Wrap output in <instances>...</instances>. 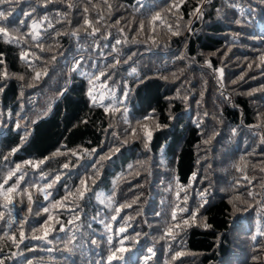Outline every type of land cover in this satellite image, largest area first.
<instances>
[{
	"label": "trees",
	"instance_id": "trees-1",
	"mask_svg": "<svg viewBox=\"0 0 264 264\" xmlns=\"http://www.w3.org/2000/svg\"><path fill=\"white\" fill-rule=\"evenodd\" d=\"M85 2L12 0L0 5V10L12 11L4 26L22 38L16 44L0 36V73L9 74L0 79V178L17 164L26 174L21 187L25 183L43 186L60 175L50 199H62L75 192L82 179L94 175L99 156L111 153L96 184L89 181L91 191L84 200L74 203L70 197L64 208L51 210L60 221L48 237L51 244L26 239L17 248L0 239V258L8 257L6 264L29 260L33 264H107L108 255L125 237L124 246L130 251L123 254L124 260L112 264H145L149 248L155 255L147 264H264V0H200L202 16L192 14L200 6L198 0H184L178 13L175 8L166 10L181 0H108L110 13L103 0H92L105 17L97 26L104 35L111 33L106 39L81 29L83 7L79 5ZM156 12L174 27L176 15L182 16L181 35L172 36L159 22L153 31L149 20ZM88 15L98 19L91 5ZM117 20L119 25L113 27ZM33 21L43 23L40 42L45 48L51 44L52 52L41 53L37 42L23 40ZM49 22L53 28H48ZM76 29L79 36L72 35ZM57 32L68 34L56 36ZM117 40L127 42L117 44ZM29 49L41 57L34 61L35 67L48 68V75L35 82L20 59V53ZM52 55L56 61L45 65ZM117 59L120 63L113 67ZM77 62L79 69L72 71ZM217 69H223L222 79ZM100 71L107 75L90 85L89 78ZM21 75L23 80L17 78ZM89 88L94 90L96 105L87 95ZM99 104L119 107L121 112L106 113ZM125 108L127 122L122 115ZM137 122L153 132L147 150L139 129V138L129 134L130 125L136 127ZM156 124L161 127L156 129ZM13 148H18L15 154ZM116 148L120 151L114 152ZM74 149L79 158L54 156ZM81 149L96 151L89 156ZM45 158L49 159L39 168L24 164ZM42 174H47V181ZM32 191L31 212L26 197L23 203L17 197L13 212L17 220L26 218L27 237L46 219L47 214L38 215L41 209L50 207L49 201ZM201 193H206L203 199ZM109 196L112 208L101 203ZM133 200L135 204L111 219L117 207ZM173 211H177L175 222H191L193 213L195 222L178 230L174 239H161L175 223ZM77 215L80 219L69 224ZM205 223L210 227H204ZM61 224L66 231H59ZM109 224L111 232L105 227ZM120 227L127 231L120 233ZM18 228L20 224L13 225ZM3 231L11 230L0 225V237ZM108 235L113 236L111 244ZM65 244L72 250H65ZM177 252L185 254L173 260Z\"/></svg>",
	"mask_w": 264,
	"mask_h": 264
},
{
	"label": "snow or ice",
	"instance_id": "snow-or-ice-1",
	"mask_svg": "<svg viewBox=\"0 0 264 264\" xmlns=\"http://www.w3.org/2000/svg\"><path fill=\"white\" fill-rule=\"evenodd\" d=\"M52 2H54V0H46V3H52ZM183 2H184V0H181L180 3H173L169 7V9H167L166 11L171 12L172 9L175 8L176 12L178 13L179 8L181 7V4ZM205 2L211 3V0H205ZM10 3H12V0H0V5L10 4ZM103 3L107 6L109 13H110L112 5L110 3H108V0H103ZM198 3H200V0H198ZM89 5H91V7L93 9L98 11V19L93 20L89 17V15H88L89 14ZM79 6L83 7V16H82L83 24L81 25V29L84 31V33L86 35L95 36L97 33H100L102 36H104L105 39L108 36H111L110 32H108L107 35H104V33L101 32V28L97 26L105 18L103 13L101 11H99V8H100L99 4L93 3L92 0H86L85 3H82ZM68 7L72 8L73 5L69 4ZM202 8H203V3H200V6L195 8L193 10L192 14L202 16L203 15ZM217 11L219 12V10H217ZM25 15L30 16L31 13H27ZM10 16H12L11 10H8V11L0 10V36L3 37V39L6 43L19 44V43H21L22 38L19 36L13 35L9 31V29L4 26L6 23L9 22ZM62 16H63V19L67 23L71 24V20H69L67 18V14H62ZM43 19L47 20L48 17L45 16ZM181 19H182V16L176 15V21H175V27H174L173 24L167 22V20L165 19V17L162 15L161 12H156L154 15L151 16V18L149 20V24L152 26V30L155 31V26H156L157 22H159L161 25H164L167 27L168 31L170 32V34L172 36H179V35H181V31L179 28V23H180ZM236 22L239 23V21H236ZM119 23H120V21L117 20L116 24L113 25V27L119 25ZM42 28H43L42 22L33 21V23L31 24L30 30L24 34L23 40L27 41L30 38L31 41L37 42L35 44V47L38 48L41 53H43L45 51L52 52L53 46L51 44L48 45L47 48H45L44 44L40 42L42 39V34H41L40 30ZM48 28H53V25L51 24V22L48 23ZM143 28H144V24H143V22H141L140 30L142 31ZM119 31L123 32L124 29L120 28ZM67 34L68 33L57 32L56 36L67 35ZM79 34H80V29L73 30V32H72V35H75V36H79ZM126 42L127 41H121V40L116 41L117 44L126 43ZM135 42L136 41H133V43H135ZM181 58H183V57H181ZM20 59L26 64L27 68L31 70V73H32L31 78L34 82L39 81L43 76L48 75L47 66H45L42 70H38L35 67L34 61L41 59V57L38 56L35 52H32L31 49H29L28 51H22L20 53ZM55 61H56V56L52 55L50 61H45L44 63H45V65H47L49 63H54ZM119 63H120V60L117 59L115 61V64L113 65V67H115L116 64H119ZM206 63L208 64L209 67H211L210 61H206ZM0 64H3V54L2 53H0ZM79 67H80V64L77 62L74 65V67L72 68V71H77L79 69ZM135 71L136 70L133 69V72H135ZM216 71L219 73L220 78L222 79L223 69H217ZM81 75H86V74L81 73ZM106 75L107 74L105 72L100 71L98 76L89 78L88 82L91 85V84H93L94 80H99L100 77L106 76ZM8 77H9V74L6 70H4L2 73H0V79H7ZM17 78L20 80H23L24 76L21 75ZM233 83H235V81ZM221 87H223L222 83H221ZM2 90L3 89L0 88V91H2ZM87 95L92 98V103L94 105L98 104L97 98L94 95L93 88H89ZM124 97H125V99L127 98V93H124ZM103 99H104V96L101 95L100 101H103ZM185 99H186V97H185ZM99 106L104 107V111L106 113H110L113 115L121 112V108H119V107H113L111 105L104 106L103 104H99ZM122 115L124 116V118L127 122V109L126 108L123 109ZM16 127L19 128L20 125L17 124ZM109 127H112V125L110 124ZM155 127H156V129H159L161 126L159 124H156ZM137 129H139L140 137L143 138L144 148L146 150L149 149V145H150V142L152 139L153 132L148 129V126L146 124H141L140 122H137L136 127H132L130 125V131H129L130 136H132L133 138H139V137H137ZM24 139H26V136L24 138H22L21 145L23 144ZM124 143H128V141L125 140ZM17 151H18V148H13L12 154H15V152H17ZM95 151H96L95 149H93L91 151H89L88 149H81L80 150V152L87 154L89 156L93 155L95 153ZM113 151L119 152L120 149L116 148ZM69 154H71L73 156H77L79 158V153L75 149L71 150L70 153L69 152H63L62 153L60 151H57L56 153H54V156L69 155ZM5 159H7V157H5ZM47 159H49V158H45V160H41V161H37V162H33V161L29 160V161H25L24 164L31 166L32 168H39L40 165L45 163ZM110 159H111V153L104 155V156H99L98 159L94 162L96 165V167L94 169V175L91 177H86L85 179H82L80 181V185L75 189V192L69 193L68 195H65L62 199H57V200H52L50 198L53 197L52 189L55 187V185L61 179L60 175H56L54 177V179H52L50 182H45L43 186H40L38 184H26L25 183L24 187H21L22 183L25 182V175L26 174L21 171L22 165L17 164L15 166V169L10 170L5 177L0 178V208L3 209L2 211H0V225H3V227L11 230V231H3L2 237H0V239H7V240L11 241V243L14 244L17 248L20 246V244H23L26 239L44 240V241H47V243L51 244L52 241L49 240L48 237L52 232L56 231L54 225L60 223L59 220L54 219L53 215H51V210L56 209V208H64L66 206V202L69 200L70 197H73L74 203H77L80 200H84L85 197L87 196V194L91 191V188L89 186V181H91V185L96 184L97 179L102 175L101 170L103 169L104 162L106 160H110ZM63 167L66 169L69 167V165L67 163H65L63 165ZM238 170L243 171V169L239 168V167H238ZM13 177H16L15 181L12 184H9V181L12 180ZM41 178L45 179L47 181V174H42ZM193 179H195V176H193ZM245 179L247 180L248 177L245 176ZM33 189L37 193L42 195L43 200L49 201L50 207L45 206L41 209V211L38 213V215L47 214V217L40 224L39 228H33L32 229L33 235L31 237H27L25 234V231L23 229V224L26 222V218L21 219V220H17L16 216L13 215V212L15 210V204L17 203V197L21 198L20 199L21 203H23V198L26 197V200H27L26 208H27L28 212H31L32 205L34 203L33 191H32ZM248 194H249V196L255 195V193H253V192H249ZM179 195H180V193L177 192V197H179ZM204 196H206V193H201L202 199ZM184 200L185 201L187 200V196L184 197ZM112 201H113L112 196H109L106 201L101 200V203H106L108 208H112L113 207ZM135 203H136V201L133 200L129 204L120 205L119 207H117L115 209L116 215L112 216L111 219L114 221L117 218V216L119 215L120 211H122L124 208L131 207L132 204H135ZM204 203H207V201L204 200ZM202 206H203V204H201V207ZM178 211L183 212V211H186V209L178 208ZM171 216H172V220L175 222L177 220V211H173ZM79 219H80V217L78 215L74 216L73 220H69L68 223L72 224L76 220H79ZM195 219H196V214L193 213L191 222L188 219H183L179 222H175V223L171 224L165 230L164 235L161 236V239H168V238L174 239L175 234L178 230H183V228L191 226V223H194ZM17 223L20 224V228L13 229V225L17 224ZM101 223H103V221H101ZM203 226L204 227H210V225H207L206 223L203 224ZM105 227L107 228V230L109 232H111L112 229H111L110 224L105 225ZM59 231H61V232L66 231L65 227L62 224H61ZM126 231H127V229L125 227L119 228L120 233H124ZM36 232H40L42 234L36 235L35 234ZM126 239L127 238H125V237H121V239L119 241L120 246L115 248L114 250H112L110 252V254L108 255L107 264H112L113 261H119V260L125 259L123 254L130 251L129 248L124 246ZM112 240H113V236L108 235L107 236V242L109 244H111ZM70 242L71 241H69V243ZM91 243L95 244L96 241L93 240V241H91ZM64 248L67 251L72 250L70 247H68V244H65ZM29 250L31 251L32 249H29ZM2 251H3V249L0 248V252H2ZM147 251L151 255L144 257L145 264H147V262L151 259V257L155 255V252L153 251L152 248H149ZM184 254L185 253H183V252H177L175 254V256L173 257V260H175L176 258H178L180 256H183ZM7 259H8V257L0 258V264H6ZM27 264H33V261L29 260V261H27Z\"/></svg>",
	"mask_w": 264,
	"mask_h": 264
},
{
	"label": "rangeland",
	"instance_id": "rangeland-1",
	"mask_svg": "<svg viewBox=\"0 0 264 264\" xmlns=\"http://www.w3.org/2000/svg\"><path fill=\"white\" fill-rule=\"evenodd\" d=\"M224 98L227 100V101H230L229 100V96L227 94H224Z\"/></svg>",
	"mask_w": 264,
	"mask_h": 264
},
{
	"label": "built area",
	"instance_id": "built-area-1",
	"mask_svg": "<svg viewBox=\"0 0 264 264\" xmlns=\"http://www.w3.org/2000/svg\"><path fill=\"white\" fill-rule=\"evenodd\" d=\"M224 95V94H223Z\"/></svg>",
	"mask_w": 264,
	"mask_h": 264
}]
</instances>
